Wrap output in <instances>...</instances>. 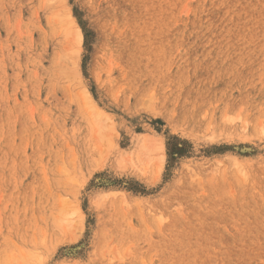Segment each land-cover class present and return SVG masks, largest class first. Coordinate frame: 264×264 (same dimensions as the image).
I'll use <instances>...</instances> for the list:
<instances>
[{"label": "rangeland", "instance_id": "1", "mask_svg": "<svg viewBox=\"0 0 264 264\" xmlns=\"http://www.w3.org/2000/svg\"><path fill=\"white\" fill-rule=\"evenodd\" d=\"M0 264H264V0H0Z\"/></svg>", "mask_w": 264, "mask_h": 264}, {"label": "bare ground", "instance_id": "2", "mask_svg": "<svg viewBox=\"0 0 264 264\" xmlns=\"http://www.w3.org/2000/svg\"><path fill=\"white\" fill-rule=\"evenodd\" d=\"M71 40V39H70ZM42 239V238H41ZM37 246V245H36ZM40 247V246H39ZM30 251V250H29ZM8 261V260H7ZM6 262V261H5ZM12 262H13V260H12ZM10 263V262H9Z\"/></svg>", "mask_w": 264, "mask_h": 264}]
</instances>
